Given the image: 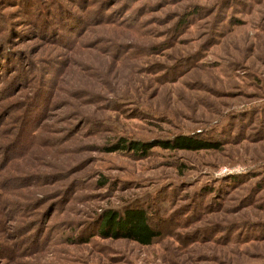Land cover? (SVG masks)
<instances>
[{"label": "rangeland", "instance_id": "rangeland-1", "mask_svg": "<svg viewBox=\"0 0 264 264\" xmlns=\"http://www.w3.org/2000/svg\"><path fill=\"white\" fill-rule=\"evenodd\" d=\"M0 63V264H264V0H0ZM130 206L151 246L83 243Z\"/></svg>", "mask_w": 264, "mask_h": 264}, {"label": "trees", "instance_id": "trees-1", "mask_svg": "<svg viewBox=\"0 0 264 264\" xmlns=\"http://www.w3.org/2000/svg\"><path fill=\"white\" fill-rule=\"evenodd\" d=\"M66 21L68 19L64 20L58 17L59 23L62 24ZM50 25L52 24H49L43 30L49 33L51 29L47 28ZM2 49H5V47H2ZM4 53H6L5 50ZM216 142L200 138L196 134H177L172 136V138L156 137L152 139H136L120 136L109 144H106L105 150L107 152L131 153L138 158H145L155 148L172 151L181 149L201 150L217 148L218 144ZM93 224L96 225L94 233L89 237H85L89 241L86 240L83 243H89L90 239L101 238L104 240H126L141 246H151L161 237V232L152 226L148 211L137 206L126 207L122 211L115 209L105 210L99 214V217Z\"/></svg>", "mask_w": 264, "mask_h": 264}]
</instances>
